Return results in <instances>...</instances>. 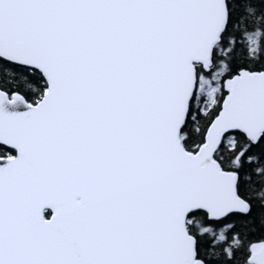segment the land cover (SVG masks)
Segmentation results:
<instances>
[{
	"label": "snow or ice",
	"instance_id": "6c2138e0",
	"mask_svg": "<svg viewBox=\"0 0 264 264\" xmlns=\"http://www.w3.org/2000/svg\"><path fill=\"white\" fill-rule=\"evenodd\" d=\"M0 264H264V0H0Z\"/></svg>",
	"mask_w": 264,
	"mask_h": 264
}]
</instances>
